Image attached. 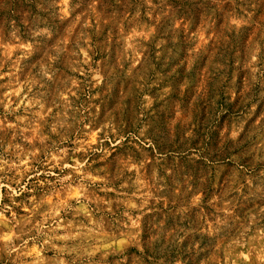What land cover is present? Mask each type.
I'll return each mask as SVG.
<instances>
[{
  "label": "clouds",
  "instance_id": "1",
  "mask_svg": "<svg viewBox=\"0 0 264 264\" xmlns=\"http://www.w3.org/2000/svg\"><path fill=\"white\" fill-rule=\"evenodd\" d=\"M186 2L201 9L200 19L195 25L189 16L177 15L176 9L166 10L169 9L168 0L155 3L142 0L140 6L147 4L149 15L157 14L152 17L153 22L159 23L160 19L170 21L169 31L177 35L184 32L191 39L193 27H196V35L208 33L207 39L212 41L209 47L222 55L221 64L214 66L216 71L212 84L197 91L195 84L182 79L176 87L177 96H183L186 89L194 94L189 95L187 102H175L168 114L166 127H160L153 100L166 103L165 98L171 88H165L157 95H146L152 93L153 84L158 85L163 78L159 73L155 76L150 74L151 65L147 64V57L139 68L134 62L125 67L127 57L117 51L111 68L98 66L95 71L104 72L105 92L115 84L121 89L122 99L134 97L133 102L126 106L127 115L118 113L114 117L109 113L98 123L99 113L90 112L93 105L89 103L83 109L88 115L82 116L80 123L87 119L94 127L102 129L103 134L98 141L88 140L85 136L83 142L79 139L74 142L71 154H79L80 157L74 165L71 163L72 155L62 147L71 140L72 132L62 124H52L48 128V136L33 145L39 146L40 155L32 152V160L36 165L44 166L43 179L40 178L41 173L33 168L37 177L33 197L40 195L41 198L39 201L25 198L17 204L14 197L25 188L11 189V208L27 204L31 212L26 211L20 217L14 214L10 222L4 214L11 208L8 204L3 205L0 211V224L3 225L0 227V264H34L28 259L32 245L44 253L39 264H210V261L219 264L217 241L222 242L228 234H236V239L229 246V257L234 246L247 245L244 248L247 255L240 264L247 261L264 264V224L255 217L249 222L247 210L241 208L242 204L255 205L256 200L264 203V0ZM4 3L5 0H0V8ZM66 3L67 0H60L57 8V0H51L46 19L61 26L72 25L73 20L63 14ZM100 3L101 0H76L73 10L79 9L85 18L91 16L95 20ZM139 15L137 11L129 22H137ZM124 19L128 20V17ZM6 23H0V44L5 41L16 43L20 29L15 20L10 22V28ZM23 23L30 25L27 19ZM40 23L44 21H38L37 27ZM119 23V20L115 21V25ZM101 24L102 21H97L93 25L94 33L100 30ZM34 34H44L54 44L67 47L66 34L55 25L41 28ZM81 41L87 43L84 33L73 37L72 42L78 45ZM93 47L95 45H89L90 49ZM107 47L108 41L105 40L104 48ZM183 63L179 61V64ZM16 67L13 65L14 69ZM89 69L91 75V65ZM174 71L175 68L171 69ZM233 73H238L239 78H235ZM43 75L48 76V73ZM128 78L133 86L123 90L117 81ZM87 83L94 88L100 83V77L93 76ZM59 95L61 102L67 105L63 93ZM94 99L89 97L90 101ZM60 128L64 130L61 132ZM78 131L83 132V128ZM54 135L57 137L55 140L52 139ZM43 139L48 142L44 143ZM156 149L159 151L149 163V156ZM169 158L203 164V168L198 167L195 176L181 170L178 179L177 167L163 163ZM81 160L83 165H88L83 172ZM99 161L103 162V167L92 168ZM89 171L95 172L96 176L103 175V185L97 184L95 177H89ZM221 171L225 177L224 184L214 192L209 191ZM15 182L19 185V180ZM73 184L86 185V199L97 189L108 192L111 187L117 193L116 211L113 212L111 207L105 208L106 202L98 203L97 208L102 210L99 222L76 221L79 229L66 223L65 231L77 233L80 239L75 236L65 239L58 232L60 224L54 216H47L50 223L45 220L36 222L40 213L35 205L46 204L49 194L70 192ZM6 186L0 184V188ZM196 193H201L203 199L197 197L194 203L192 197ZM76 203L81 204L80 201ZM60 207L62 211L72 213L73 220H76L79 211L71 201L65 198ZM206 207L207 212L203 210ZM257 215L259 220H264V207ZM105 221L114 234L111 238H123L125 242L112 245L96 257L89 251L92 245L88 241L94 239ZM242 227L243 231L240 230ZM242 254L237 253V258Z\"/></svg>",
  "mask_w": 264,
  "mask_h": 264
},
{
  "label": "rangeland",
  "instance_id": "2",
  "mask_svg": "<svg viewBox=\"0 0 264 264\" xmlns=\"http://www.w3.org/2000/svg\"><path fill=\"white\" fill-rule=\"evenodd\" d=\"M141 2L142 0H101V3L97 5L94 20L91 16L85 18L79 9L73 10L76 0H67V3L63 5V14L68 19H72L73 24L61 26L46 19L51 0H5L0 8V23L7 22L6 27L10 28V22L15 20L20 32L16 43L5 41L0 44V184L7 185L0 188V194L3 197L0 199V211L4 204H8L11 208L9 193L12 188H17V190L19 187L25 188L24 192L14 197L17 204L25 198L40 200V195L33 197V191H36L33 185L37 180L33 168L41 173L40 178L43 179L44 166L36 165L31 153L35 152L40 155L39 146L33 147V145H37L42 138L48 136V128L52 124H62L72 132L71 140L62 145L69 151V155H72L71 149L75 146L74 142L77 139L83 142L86 136L88 140L98 141L103 134L102 129L94 127L87 119L80 123L81 117L88 115L83 109L87 108L89 103L93 105L89 111L99 113L98 123L109 113L114 117L118 113L120 116L127 115L126 106L133 102L134 97L128 96L122 99L121 89L115 84L110 91L105 92L104 72L95 71L98 66L104 69L111 68L117 51L126 55L125 67L134 62L139 68L141 62H145L147 57V64L151 65L150 74L155 76L159 73L163 77L158 85L153 84V92L146 93V95H157L163 89L171 88L170 94L165 98L166 103L153 100V108L157 110L160 127H166L168 114L175 102H187L189 95L194 94L186 89L183 96H177L176 87L182 79L195 84L197 91L212 84L216 71L214 66L221 64L222 55L217 49L209 47L212 41L207 39L208 33L202 32L196 35V27H193L191 33L193 38L189 39L184 32L177 35L169 31L170 21L160 19L159 23L153 22L152 17L157 14L149 15L148 5L144 4L141 7ZM155 2L157 0H153V3ZM168 4L169 9L166 10L176 9L177 15H187L194 25L198 23L201 16L199 6L189 4L186 0H168ZM59 7L60 0H57V8ZM137 11L140 13L137 22L130 23L129 21L136 16ZM124 17H128V20ZM25 19L30 21V25L23 23ZM116 20H119V25H115ZM38 21H44V23H40L37 27ZM97 21H102V24L100 30L94 33L93 25ZM52 25L66 34L65 39L68 40L66 48L59 46L58 43L54 44L53 40L44 34H34L41 28ZM80 33L87 36V43L81 41L78 45L74 44L73 37ZM105 40L108 41L106 49L104 48ZM89 45H95V47L90 49ZM179 61H184V63L179 64ZM13 65L17 67L14 69ZM89 65H91V75ZM173 68L175 71L171 72ZM44 72H47L48 76H44ZM233 75L239 78L238 73H233ZM93 76L100 77V83L94 88L89 87L87 83ZM117 84H120L123 90H128L133 86L130 78L118 80ZM60 93H63V100L67 102V105L61 102ZM90 96L95 99L90 101ZM79 128H83V132L78 131ZM63 130V128L59 129L61 132ZM52 139L55 140L57 137L54 135ZM43 142L48 141L43 139ZM158 151L159 149H156L152 152L149 156V163L153 161ZM78 159H80L79 154L72 155L71 163L74 165ZM65 160L67 161V157ZM163 163L177 167L178 179L181 170L185 173L191 172L195 176L196 169L203 168V164H194L187 160L181 162L173 158ZM81 164L83 165L82 160ZM87 167L88 165H83L81 172ZM102 167V161L92 165L94 169ZM68 175L71 173L68 172ZM87 175L95 177L97 184L103 185V175L96 176L93 171H89ZM13 177L19 180V185L12 179ZM224 181L225 177L221 171L218 180L213 182L209 191H216L220 185L224 184ZM85 187L86 185L82 187L79 184H73L71 191L66 194H49L46 197V204L35 205L40 213L36 217V222L45 220L50 223L51 220L47 219V216H54L59 221L58 232L62 237L70 239L75 236L76 239H80L77 233L65 231L66 223L72 224L77 229L80 226L76 221L89 224L98 223L102 210L97 208V204L101 202H106L104 203L105 208L111 207L113 212L116 211L117 193L111 190V187L108 192L97 189L94 195H88L87 199L85 198ZM88 191L91 193L92 190ZM189 195L191 196V193ZM197 197L203 199L201 193H196L192 197L194 203ZM65 198L71 201L79 211L75 221L72 213L61 210L60 205ZM77 201L81 204L77 205ZM261 207H264V203L259 200H256L255 205L251 207L247 204L241 205V208L247 210L249 222L252 217H255L259 223L264 224V220H259L257 215ZM203 210L207 212L208 208ZM26 211L31 212L27 204L24 207L11 208L4 214V217L11 222L14 214L20 217ZM0 227L3 225L0 224ZM240 230L243 231V227ZM113 235L105 221L94 239L88 241L92 245L89 251L99 257L112 245H122L125 242L123 238L113 240L111 238ZM234 239H236V234H228L224 236L222 242L217 241L219 264H240L244 255H247V252H244L247 245L243 247L237 245L234 246L233 254L229 257V246ZM30 253L28 259L33 260L34 264H39L40 257L44 253L35 245H32ZM237 253L243 254L237 258ZM210 264H215V262L210 261ZM245 264H251V262L247 261Z\"/></svg>",
  "mask_w": 264,
  "mask_h": 264
}]
</instances>
